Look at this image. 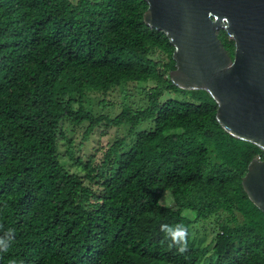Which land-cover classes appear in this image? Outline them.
Returning <instances> with one entry per match:
<instances>
[{"label":"trees","instance_id":"1","mask_svg":"<svg viewBox=\"0 0 264 264\" xmlns=\"http://www.w3.org/2000/svg\"><path fill=\"white\" fill-rule=\"evenodd\" d=\"M146 9L145 0H0V235L16 233L0 264H264V213L242 187L263 151L222 128L206 91L171 82L174 48L144 23ZM217 35L233 57V41ZM148 81L141 107L111 117L84 106L91 92ZM64 122L86 123V138L101 124L129 131L99 163L69 155L81 176L59 159ZM212 217L219 231L202 245L191 226ZM163 224L189 229L186 252Z\"/></svg>","mask_w":264,"mask_h":264},{"label":"water","instance_id":"2","mask_svg":"<svg viewBox=\"0 0 264 264\" xmlns=\"http://www.w3.org/2000/svg\"><path fill=\"white\" fill-rule=\"evenodd\" d=\"M145 1L144 23L162 31L174 48L171 82L206 91L222 128L263 151L248 164L242 187L264 213V0ZM219 29L233 41V57Z\"/></svg>","mask_w":264,"mask_h":264},{"label":"rangeland","instance_id":"3","mask_svg":"<svg viewBox=\"0 0 264 264\" xmlns=\"http://www.w3.org/2000/svg\"><path fill=\"white\" fill-rule=\"evenodd\" d=\"M154 59L164 60L165 56L158 51L150 53ZM155 85L154 81L148 82H125L116 86L106 94L91 92L85 99V108L95 115H110L115 116L121 111L123 106L141 107L144 105V93ZM168 96H175L174 93H165L164 99ZM76 107V106H75ZM149 122H144L137 126L136 131L148 129ZM86 123L79 127H72L69 123H63V131L65 138H60L58 142L59 159L61 163L71 172L83 176V171L78 168L77 162L70 159L69 155L86 161L93 156L94 161L99 163L102 159L104 149L117 138L127 136L128 126L107 127L101 124L86 138L84 131ZM130 140V139H129ZM85 184H88L84 180ZM171 206L172 199L167 198L164 202ZM183 215L191 220H195V214L192 211H184ZM219 231V225L216 223V218L212 217L206 221H197L191 226L192 237L197 241H202V245L210 243L216 233Z\"/></svg>","mask_w":264,"mask_h":264},{"label":"clouds","instance_id":"4","mask_svg":"<svg viewBox=\"0 0 264 264\" xmlns=\"http://www.w3.org/2000/svg\"><path fill=\"white\" fill-rule=\"evenodd\" d=\"M165 237L170 241V246L177 248L178 252L184 253L188 250L189 229L184 224L161 225L160 229ZM15 230H4L3 235H0V252H7L15 239ZM15 264V261H13Z\"/></svg>","mask_w":264,"mask_h":264}]
</instances>
